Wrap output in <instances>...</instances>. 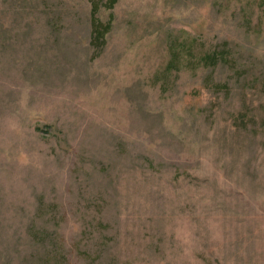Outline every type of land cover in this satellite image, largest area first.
Returning <instances> with one entry per match:
<instances>
[{"label":"rangeland","instance_id":"rangeland-1","mask_svg":"<svg viewBox=\"0 0 264 264\" xmlns=\"http://www.w3.org/2000/svg\"><path fill=\"white\" fill-rule=\"evenodd\" d=\"M91 6L0 0V264H264V0Z\"/></svg>","mask_w":264,"mask_h":264},{"label":"trees","instance_id":"trees-1","mask_svg":"<svg viewBox=\"0 0 264 264\" xmlns=\"http://www.w3.org/2000/svg\"><path fill=\"white\" fill-rule=\"evenodd\" d=\"M102 0H92L91 6V24H92V43L96 45V49L102 48L105 43L106 34L112 28L113 15L110 14V18L107 21H103L99 16L98 12L101 9V5L104 4L108 8H113L115 3L118 0H106L104 3H100ZM190 44L182 43L178 41H172L170 43V58L165 66V69L168 73L173 74L174 71H179L181 69V62L183 53L190 52ZM224 54L220 50H212L210 52L204 53L201 55L202 64L209 67L218 64L221 61H224ZM189 59L193 62V56H188ZM164 88V87H163Z\"/></svg>","mask_w":264,"mask_h":264}]
</instances>
